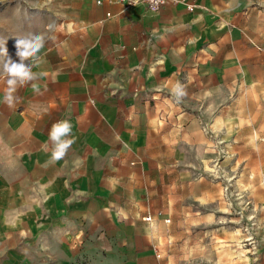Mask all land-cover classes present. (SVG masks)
I'll use <instances>...</instances> for the list:
<instances>
[{"label": "crops", "instance_id": "1", "mask_svg": "<svg viewBox=\"0 0 264 264\" xmlns=\"http://www.w3.org/2000/svg\"><path fill=\"white\" fill-rule=\"evenodd\" d=\"M53 20L55 39L33 69L48 72L43 94L25 86L10 109L0 78V264H169L152 231L164 171L180 169V123L211 122L227 75L264 68V0H169L156 12L116 0H0L14 60V37ZM59 120L76 142L53 161L48 132ZM254 264H264V235Z\"/></svg>", "mask_w": 264, "mask_h": 264}, {"label": "rangeland", "instance_id": "2", "mask_svg": "<svg viewBox=\"0 0 264 264\" xmlns=\"http://www.w3.org/2000/svg\"><path fill=\"white\" fill-rule=\"evenodd\" d=\"M263 69L253 64L252 79L227 75V88L213 91L211 122L180 123V169L164 171L152 231L169 264L256 262L264 235Z\"/></svg>", "mask_w": 264, "mask_h": 264}, {"label": "clouds", "instance_id": "3", "mask_svg": "<svg viewBox=\"0 0 264 264\" xmlns=\"http://www.w3.org/2000/svg\"><path fill=\"white\" fill-rule=\"evenodd\" d=\"M134 3L137 0H133ZM44 31L38 33L29 32L27 35L14 37L15 55L18 58L14 60L8 53L7 39H3V46L0 47V78L5 80L6 88L4 90L3 102L10 109L15 108L20 103V97L17 95L19 89L30 85L32 91L37 95H42L39 81L48 76V72L34 71L40 68L44 63L41 55L46 44L55 39L52 35L56 31V22L50 21L44 26ZM44 90H47L45 86ZM187 95L185 85L177 82L172 88V96L177 103ZM72 123L69 120H59L51 125L48 132L50 143L51 159L59 161L63 159L76 138L72 136Z\"/></svg>", "mask_w": 264, "mask_h": 264}, {"label": "built area", "instance_id": "4", "mask_svg": "<svg viewBox=\"0 0 264 264\" xmlns=\"http://www.w3.org/2000/svg\"><path fill=\"white\" fill-rule=\"evenodd\" d=\"M120 3H123L126 7H133L136 5L143 4L147 7L148 10L152 12L159 11L162 6L169 0H137L136 3L133 2V0H116ZM180 0H174V2H179ZM188 8L190 10L194 9V5L190 4L188 5ZM144 219L146 221H152V216L150 214L144 216ZM167 222H170V219H167Z\"/></svg>", "mask_w": 264, "mask_h": 264}, {"label": "bare ground", "instance_id": "5", "mask_svg": "<svg viewBox=\"0 0 264 264\" xmlns=\"http://www.w3.org/2000/svg\"><path fill=\"white\" fill-rule=\"evenodd\" d=\"M153 225V224H152ZM154 226V225H153ZM156 228V227H155Z\"/></svg>", "mask_w": 264, "mask_h": 264}]
</instances>
